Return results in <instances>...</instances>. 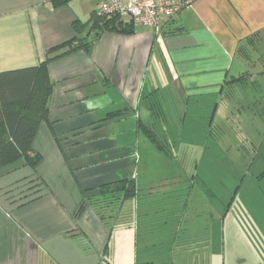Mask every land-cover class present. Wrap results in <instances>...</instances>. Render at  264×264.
Returning <instances> with one entry per match:
<instances>
[{"label": "crops", "instance_id": "1", "mask_svg": "<svg viewBox=\"0 0 264 264\" xmlns=\"http://www.w3.org/2000/svg\"><path fill=\"white\" fill-rule=\"evenodd\" d=\"M97 3L0 0V72L38 66L72 40L88 44L63 49L46 65L52 91L31 145L37 164L0 168V264H115V231L89 206L74 213L83 190L91 195L135 173V144L126 141L146 140L138 121L152 123L151 113L141 120V108L149 111L155 97L171 126L173 112L188 103L216 110L237 88L255 83L251 72L264 77V0H195L159 34L105 31L92 40ZM75 23L86 26L76 33Z\"/></svg>", "mask_w": 264, "mask_h": 264}, {"label": "rangeland", "instance_id": "2", "mask_svg": "<svg viewBox=\"0 0 264 264\" xmlns=\"http://www.w3.org/2000/svg\"><path fill=\"white\" fill-rule=\"evenodd\" d=\"M251 73L255 83L216 110L179 104L158 129L172 159L148 140L126 141L137 152V196L119 209L132 232L114 230L115 264H264V77Z\"/></svg>", "mask_w": 264, "mask_h": 264}, {"label": "trees", "instance_id": "3", "mask_svg": "<svg viewBox=\"0 0 264 264\" xmlns=\"http://www.w3.org/2000/svg\"><path fill=\"white\" fill-rule=\"evenodd\" d=\"M65 2L66 0H53L54 5ZM85 26V24L75 23L73 29L76 33H80ZM90 29L95 32L92 40L105 31L123 33L134 31L131 22L127 25L123 24L118 17L93 16ZM73 42L74 40L52 48L49 54L57 55L46 57L38 66L0 72V168L19 160H24L31 167L37 164L39 155L33 152L31 145L39 124L47 119L48 100L52 91L46 65L51 60L66 54H59L63 49H67L66 52H72L79 48H86L88 45L78 40L75 47ZM245 76L246 74L243 73L234 81L244 80ZM154 98L148 101L152 123L147 126L138 121L137 128L157 151L172 159L174 157L173 142L161 140L158 130L160 126L163 127V123L166 125L168 123L167 111L162 107L161 102ZM109 116L112 115H108V118ZM91 191L93 190H83V197L74 216H78L86 206H89L96 212L100 221L108 227L110 233L118 228L131 226L127 218L120 216L119 209L125 200L135 199L137 196L134 174L126 179L104 183L95 188L94 193L88 195Z\"/></svg>", "mask_w": 264, "mask_h": 264}, {"label": "built area", "instance_id": "4", "mask_svg": "<svg viewBox=\"0 0 264 264\" xmlns=\"http://www.w3.org/2000/svg\"><path fill=\"white\" fill-rule=\"evenodd\" d=\"M94 16L129 18L133 30L145 29L154 34L162 31L163 23L195 0H97Z\"/></svg>", "mask_w": 264, "mask_h": 264}]
</instances>
